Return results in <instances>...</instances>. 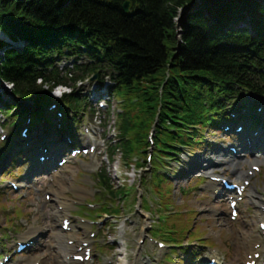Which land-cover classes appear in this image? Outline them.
Listing matches in <instances>:
<instances>
[{
	"label": "trees",
	"instance_id": "obj_1",
	"mask_svg": "<svg viewBox=\"0 0 264 264\" xmlns=\"http://www.w3.org/2000/svg\"><path fill=\"white\" fill-rule=\"evenodd\" d=\"M64 1L68 3L65 9L59 0H0V30L13 40L16 37L29 40L40 31L81 27L87 38L92 37L100 45V50L107 52L115 47L119 55L127 56L129 61L121 72L120 88L131 89L139 102L132 113H127L122 132L128 134L133 130L140 138L139 146L145 143L149 123L159 106L162 122L168 112L175 117L182 116L187 123L212 126L204 102L210 109L217 108L216 98L229 95V88L211 83L209 62L219 61L221 74L240 65L220 55L224 50L221 31L229 19L215 18L218 20L210 23L211 28L207 24L208 16H215L210 11L188 13L179 45L174 19L180 9L195 0H129L138 6L132 15L122 11L125 0ZM74 1L76 5L72 6ZM237 1L243 4L242 12L254 16L251 21L264 27V5L256 10L251 0H226L225 6L232 14L240 13L235 11ZM217 33L220 35L216 36ZM3 44L0 41V46ZM28 57L26 51L18 53L13 49L0 57V78L11 83L14 93L23 97L40 92L29 73ZM167 76L164 99L159 100L156 89ZM126 148L131 149L127 145ZM133 151L134 148L129 153Z\"/></svg>",
	"mask_w": 264,
	"mask_h": 264
},
{
	"label": "rangeland",
	"instance_id": "obj_2",
	"mask_svg": "<svg viewBox=\"0 0 264 264\" xmlns=\"http://www.w3.org/2000/svg\"><path fill=\"white\" fill-rule=\"evenodd\" d=\"M191 8V7H190ZM188 10V6L184 7L182 9H180L178 11V17L175 20L176 23V29H177V40L178 42L180 41V36L183 34L184 32V19L187 16V11ZM247 21L249 19H251L250 17H247ZM1 35V34H0ZM13 44V43H11ZM19 43L16 42L15 44L11 45L13 48H15L16 45H18ZM4 52H0V56L3 55ZM5 88H7V85H4ZM4 120V118H3ZM2 121V119H1ZM3 122V121H2ZM1 122V123H2ZM0 123V124H1ZM112 123V121H111ZM207 130L204 131V136H207ZM208 140H212V141H216V137H207ZM211 142V141H208ZM212 143V142H211ZM212 147V148H211ZM215 148V146L212 144V146L208 147L207 149H204L202 151L199 152V154L197 153L196 156H192V157H188L189 159L186 160L187 164L185 167L187 168V166H191L193 163L198 162L199 160H204V159H208V158H215V154L213 153V149ZM210 151V152H208ZM119 155V154H118ZM120 156V155H119ZM119 156L117 157L116 160V165L119 166V163L121 164V161L119 160ZM185 157V156H183ZM183 164V165H185ZM121 169H123L121 167ZM15 170V169H14ZM76 169L71 167L65 170H62V178L59 179L57 178V176H51L52 178V182H48V179L46 181H44V183L41 185H45L48 186L49 191H53L55 193V191H60L63 194L62 200L65 199V194L69 192V187L71 186L72 183V177L73 175L76 173L75 171ZM187 170V169H186ZM188 171V170H187ZM149 172H146V176L149 177ZM179 172V171H177ZM202 172V171H201ZM0 173H2L0 171ZM118 173H122V171L120 170V172ZM136 173V170L133 171L131 169V173L130 175L133 177V174ZM114 174H116V172H114ZM227 174V173H226ZM140 175L143 176V173H140ZM179 175H183V173L179 172ZM178 175V177H179ZM196 174H194V170L193 172L190 174H184L182 178L176 179L173 183L171 188H169V181L166 178H162V185L165 186V188H161L159 191H155L153 189H149V197L150 199H156L157 202L156 204L160 205L159 208V212H160V220L157 221L156 226L160 229V233L162 235H165V240L166 241H176L177 244L180 241H185V243L189 244V239L191 240L192 238H199L201 235H204L206 233V238H209V240H211L212 243H214L215 245H220V253H222V258L226 261V264H241L243 263V257H240V253H241V246H240V239L239 234L243 231L246 232L249 235H252L253 231L256 230V224L254 222V219L251 220V218L249 217V214L244 213V218L242 217V220L240 222H236L233 226H230L228 224V220L227 217L225 215L222 216H214L211 209H209L208 205H209V191L207 188V182H205L202 186L200 187H196L193 188L194 186H197V184L199 183V180H196L195 177ZM264 175V174H261ZM81 176V175H80ZM174 176H177V173L174 174ZM12 178V177H11ZM16 179V178H13ZM63 179L65 181H63ZM78 180H80V177H77ZM91 179H93V177H91ZM58 180H60V182L62 183V187L60 186V184L58 183ZM62 180V181H61ZM133 179H130V181L128 182H132ZM138 180H136L137 183ZM127 182V183H128ZM252 187L258 192L260 193L262 196H264V176H260L258 177V179H256L253 182ZM143 189V188H142ZM181 190V191H180ZM201 191H206V193H202ZM132 190L126 188L124 191H122V194L126 195L129 194L128 197H130ZM11 192H7L6 194L3 195L2 198H0V204H6L7 208L9 210H6L7 212H3L4 210L0 209V237H2V233H4L5 228H8V225L5 226L4 221H3V217L2 214H11V204L14 201L13 197L11 196ZM145 196V194H144ZM35 200V199H34ZM80 200V199H78ZM101 200H103V196L101 194H96V195H91L90 197H86L84 199V201L82 203H80L79 206H81L79 208L78 213L80 214H87L88 216H92L95 214V211H89L87 209V201L88 202H92L94 204H99L101 202ZM176 205L173 206L171 205V201ZM42 201L41 198H38V200H35L36 206L40 209V213L38 215H34L33 219L36 218V222H38V226L40 227H46L45 229L48 232V235L50 236V238L48 239V241L44 242V245L42 248H40L38 253H35L33 255H31L28 258L31 257H35L37 258V260L41 261L42 264H63V263H59V260L57 259V253L58 250L55 249L54 251H51L48 248L49 244H55L54 241L51 239V234L56 232L57 229H59L58 223L59 220L54 217H52V215L54 214V210L56 205H53L51 203L48 202V204H41L40 202ZM1 208V207H0ZM171 208H175V212L176 214L174 215H167L168 213H166V210H170ZM195 209L196 215L194 214V212H192V210ZM77 210V208L74 210V212ZM182 210V212H187V214L184 216L182 222L185 224L183 229L185 231H187L189 228H192L191 231H187V233H182V231L174 228L172 225L174 222H176L178 220V212ZM247 211V209L245 210ZM144 215V217L146 218V220L148 221L149 218H152L151 213L150 212H143L142 213ZM109 220H113L112 218H110ZM32 221V219H31ZM182 222H176L174 225H180ZM34 222H32L33 224ZM31 224V222H30ZM254 225V230L250 231V228L248 229L246 226L247 225ZM17 227H19V225H16ZM22 226V225H21ZM19 228L20 233L24 232V228L21 227ZM247 228V230H243V228ZM182 229V228H181ZM143 230V227H140L138 230H133V234L137 233L138 236L136 239H132L130 240V250H132L131 252H134L133 249L131 248V246H134V243L137 242L136 240H138V238L140 237V235H142L143 232H141ZM228 230V231H227ZM114 230L111 229V232H113ZM166 232H169L170 234L167 235L165 234ZM236 234V235H235ZM114 235V233H113ZM115 236V235H114ZM135 236V235H134ZM197 239H193L191 240V243H193L192 249H197V250H203L202 248H199L198 245L200 246L199 241H197ZM169 247H173V245H170ZM180 247V246H175ZM195 251V250H194ZM171 256L173 257L174 252L173 250L171 251ZM109 258L112 259L113 255L110 254ZM24 261V260H23ZM20 262V261H19ZM169 262V260H168ZM93 264H102L101 262H94Z\"/></svg>",
	"mask_w": 264,
	"mask_h": 264
},
{
	"label": "bare ground",
	"instance_id": "obj_3",
	"mask_svg": "<svg viewBox=\"0 0 264 264\" xmlns=\"http://www.w3.org/2000/svg\"><path fill=\"white\" fill-rule=\"evenodd\" d=\"M225 1L226 0H195L192 5L188 6V10L186 11L187 13L191 14L194 12H199V11H210L211 15L215 16L213 18H211L210 16H208V18H210V20L207 21V24L212 28L213 26L210 25V23L214 22L215 20L218 19H222V17L224 19H229L228 22H225L223 24L222 27V31H221V35H223V37L221 38V41L223 42V53H220L221 57H229V59H231L232 61H238L240 64L244 61V60H249L251 58H253L255 56V54L257 53V55L260 57L259 53L264 54V52L260 51V48L257 47L256 42H255V37L258 33H260V37L258 39V45L264 41V33H261L264 31V27L259 26L258 24H254L252 29H253V35L251 37H246L244 36V32L245 29L239 25L240 21L238 18L247 20V17H252L250 20L254 19V16L252 14H250L249 12H242V10L244 9L243 4L239 3L235 6H237V8H235V11H239L240 13H231L228 9L227 6H225ZM253 2L254 5V9L258 10L261 9L259 7V5H264V0H251ZM187 7V6H186ZM191 7V8H190ZM188 15V14H187ZM209 15V14H208ZM218 18V19H215ZM220 34H216V36H219ZM232 47V51L230 52V48ZM264 57V56H263ZM228 59V60H229ZM256 60H259L258 58ZM261 62L257 63V65H252L251 67L247 68V67H240V70L238 71V79H246L248 77H250L253 74V69H257V70H261L263 72V76L262 79L264 80V58L260 59ZM210 63V72L211 75V83H221L223 85H225L226 87L232 89L237 95H240L241 97L244 95V92H247L248 90L236 79L234 72L232 70H225L227 72H223V74L220 73V67L222 66L221 63L219 61L216 60H212L209 62ZM210 83V82H209ZM247 101L252 102V100L247 99ZM254 103V102H253ZM246 109V108H245ZM149 112V110H148ZM215 120V119H214ZM213 136H215L216 141L219 143H224L229 137L231 136H235L233 135V131L231 132H227V133H222V132H213ZM172 140L174 141V145H177L175 143V136L172 137ZM240 150H245L246 147L242 146L240 147ZM201 150L196 149V152L199 154ZM210 152V151H208ZM214 152L217 153L215 154V158H208V159H204V160H199L196 163H193L191 166H187V168L185 167L187 164L185 165H181V164H174L172 165V167H177L178 170L182 173L185 174H191L193 172V170L195 169L196 173L198 174L200 171H204V173L206 175H209L210 178L212 177H217L214 174V169L218 168L220 165L221 166H227L229 168H231L232 172L234 174H236V178L238 181L242 180V181H248V179L250 178V180L252 179L249 175L246 176L243 174L241 168H240V162H237L236 159L241 160L242 157H238L235 156L234 158H230V160H228L227 162L225 161L224 158L220 159L219 154L221 153V151L218 150V148L214 149ZM219 156V157H218ZM225 158H228L225 157ZM236 158V159H235ZM248 165H252V166H257V165H264V150L262 151V153H258L257 151H252L251 153V161L249 162H245ZM188 171H187V170ZM139 171L141 173H143V175H145V169L142 167H139ZM131 171H129L127 174L128 176L130 175ZM195 173V172H194ZM253 181V180H252ZM144 184L146 185V183L144 182ZM211 188L214 189V191H216V187H217V183H212L210 184ZM57 196V195H56ZM249 199L250 201L255 205V209L257 211H260L258 209L259 208H263L264 207V196H262L260 193H258L255 189H251L249 192ZM57 200V207L59 205H62L59 201V199H55ZM70 207H72V204L69 205ZM258 206V207H257ZM56 207V208H57ZM209 209L212 210V212H214L216 215L217 214H224L227 212L228 207H226L225 203H221V202H213L211 204L208 205ZM64 215H68L65 212H59V210L56 209V212L54 213V217L60 219L62 217V219L60 220V225L63 227V223L62 220H64ZM83 221H85L84 218H82ZM122 222L125 223V220H122ZM258 222L264 223V212L261 209V212H259L258 214ZM106 227H108V225H106ZM36 230V228L34 227H30L27 235L31 236L34 234V231ZM243 230H246L245 228H243ZM236 235V234H235ZM54 240L56 241L55 243L59 245L60 249L63 251L61 253H58V257L63 259L61 260L60 263H68L71 264V261H68L67 257L70 253H72V250L68 247V245H64L63 244V239L65 237V234L61 231H58L56 233H54L53 235ZM241 238L242 244V250H243V255L245 254V252L247 254H253L254 252H259L260 250H262L260 259L257 260L256 264H264L262 257L264 256V243L262 244V240L260 238V235L258 233H255L254 236L250 237L252 239H254L255 243L253 244V241H249L248 240V236L246 234V232H241L239 234V236ZM42 238V237H40ZM70 238H68L67 240H69ZM66 240V241H67ZM199 240V238L197 239ZM129 242V240H126ZM200 245H206L207 243H209V238H208V242L206 240V238H202L199 240ZM259 244V250L256 249L254 246ZM199 246V245H198ZM261 252V251H260ZM259 252V253H260ZM206 254V253H205ZM246 254V255H247ZM122 256V255H120ZM117 264H126V261L124 262L122 257H120L118 259Z\"/></svg>",
	"mask_w": 264,
	"mask_h": 264
}]
</instances>
